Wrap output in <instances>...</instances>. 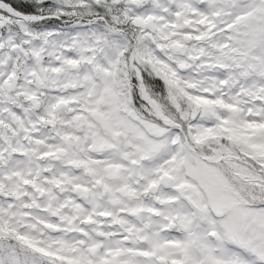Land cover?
I'll list each match as a JSON object with an SVG mask.
<instances>
[{
  "label": "snow or ice",
  "instance_id": "obj_1",
  "mask_svg": "<svg viewBox=\"0 0 264 264\" xmlns=\"http://www.w3.org/2000/svg\"><path fill=\"white\" fill-rule=\"evenodd\" d=\"M0 264H264V0H0Z\"/></svg>",
  "mask_w": 264,
  "mask_h": 264
}]
</instances>
